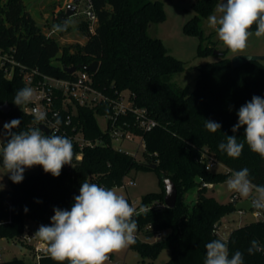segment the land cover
Here are the masks:
<instances>
[{"label": "trees", "instance_id": "16d2710c", "mask_svg": "<svg viewBox=\"0 0 264 264\" xmlns=\"http://www.w3.org/2000/svg\"><path fill=\"white\" fill-rule=\"evenodd\" d=\"M90 1L97 16L95 31L90 33L85 21L86 41L63 45L43 31L23 0H0V49L11 53L18 62L12 78L0 69V106L5 102L10 106L8 113L0 108V115L7 122L21 121L19 128L13 131L37 127L24 105L18 107L12 102L18 89L28 87L24 82L25 73L35 70L56 77H71L74 74L67 73L64 66L98 59L99 68L92 74L94 85L112 96L116 92L130 91L135 105L146 107L158 125L143 131L135 125L134 117L128 118L130 128L143 135L144 161L141 162L132 154L115 148L109 132L100 127L97 116L110 112V107L105 104L80 106L69 129L77 125L87 139L98 142L81 149L77 142L71 141L72 165H64L59 177L45 173L40 165L38 172L24 175L21 183H13L8 177L9 188H0V237L17 238L29 221L37 226L49 225L54 208L71 209L73 197L79 195L85 179L112 189L122 185L133 170L152 169L159 175L162 190L145 194L137 208L164 202V177L175 182L177 202L174 207L138 212L134 216L138 224L136 243L130 248L138 250L143 259L151 260L163 249H170L171 257L162 264H204L205 245L215 239L223 240L218 235L219 223L236 209V204L235 201L220 202L208 194L203 182H224L232 171L248 168L252 182L264 185V159L246 143L236 159L218 148L219 143L226 142L225 135H235L238 142H244V127L236 133L231 129L238 122L237 112L242 105L254 95L264 98V64L253 60L234 68L231 58L222 51L218 59L197 65L199 76L193 90H180L170 78L183 69L182 61L169 53L158 36L149 32L154 24L166 18L161 0ZM215 3L216 0L194 2L192 7L196 13L186 22L185 31L203 38L201 19L211 14ZM59 16L58 24L63 25ZM255 28L253 25L250 30ZM201 49L205 52L213 47ZM205 120L220 123V130L208 131ZM2 130L4 132L3 126ZM5 142L6 137H3L2 148ZM80 151L82 158L79 159ZM204 151L213 154L227 170L207 171L202 159ZM0 160L3 164L2 156ZM148 164H156V167L150 168ZM194 189L197 200L191 206L188 194ZM127 201L131 206L132 201ZM8 219L11 222H4ZM140 232L147 238L159 232L163 234L160 239L149 242L138 238ZM253 239L264 246L262 220L233 229L224 241L228 243L230 256L239 250L244 254V264H264V252L254 255L247 252ZM1 264L35 263L15 256ZM41 264L58 262L45 255Z\"/></svg>", "mask_w": 264, "mask_h": 264}, {"label": "clouds", "instance_id": "9594fccd", "mask_svg": "<svg viewBox=\"0 0 264 264\" xmlns=\"http://www.w3.org/2000/svg\"><path fill=\"white\" fill-rule=\"evenodd\" d=\"M209 27L215 29L218 39L232 52H243L248 39L254 35L264 37V0H220L215 14L207 18ZM67 27L54 25L55 31ZM34 91L30 87L18 89L13 103L20 107L32 101ZM33 123L37 127L26 131H13L19 128L21 121L13 119L3 125L6 142L0 151L3 166L13 183H21L26 169L40 165L45 173L59 177L64 165H72L73 144L67 136L51 132L46 135L39 125L47 118V113L33 108ZM238 122L233 125L236 133L244 127V142H238L235 135H225L226 142L218 148L228 157L239 158L245 143L250 150L264 159V98L254 95L242 105L238 112ZM61 119L57 115L55 126L58 128ZM246 126V127H245ZM205 128L215 133L221 124L205 120ZM250 170L243 168L232 171L225 181L229 191L246 198L250 207L257 210V215L264 213V185H256L250 178ZM71 209L54 208V215L49 225H40L35 237L46 245L45 252L58 264H106L109 255L121 251L136 243L135 233L138 215L136 208L130 206L127 199L113 189L90 183L87 179L81 184L79 195L73 197ZM27 211V209H25ZM145 209L141 207L140 212ZM204 264H244V254L237 250L231 256L227 241L215 239L205 245ZM249 255L264 252L259 240L250 241L247 249Z\"/></svg>", "mask_w": 264, "mask_h": 264}, {"label": "rangeland", "instance_id": "374dc122", "mask_svg": "<svg viewBox=\"0 0 264 264\" xmlns=\"http://www.w3.org/2000/svg\"><path fill=\"white\" fill-rule=\"evenodd\" d=\"M28 4V8H32L31 15L35 18L36 22L42 27L43 31L48 34L53 29L54 25L58 24V16L60 11H65L67 8L66 2L70 3L71 0H24ZM164 3L166 18L160 23L154 24L149 32L151 35L158 36L169 50V53L181 60L183 69L171 75V82L180 90L189 89L193 90L196 80L199 76L197 65L200 63L210 62L218 59L217 51H225L227 56L232 58L237 54H251L260 55L264 57V37L257 38L254 35L255 30H250L253 35L248 39V45L243 52H232L229 50L222 41L218 39L215 29L209 27L208 16L201 19V27L203 30V38L196 34H190L185 31V24L195 15V10L192 7L193 3L198 0H161ZM226 3V0H224ZM220 0H216L211 14H215L216 5ZM87 0H82L74 15L67 18L61 27L67 24L65 32L55 31L51 36L56 37L63 45L82 43L85 38L83 33V23L86 20ZM85 35V36H84ZM84 36V37H83ZM213 47L203 52L201 48ZM264 64V58L260 59ZM57 62V61H56ZM31 88V87H30ZM33 89V88H32ZM34 91V89H33ZM35 100V91L32 101ZM31 101V102H32ZM31 102L27 103L29 105ZM98 123L102 129L106 128V119L103 115L97 116ZM7 122V119L0 115V134L3 133L2 126ZM0 136V151L1 140ZM113 146L119 150L132 154L141 162L144 161V141L141 137L136 136L133 141H113ZM221 168L218 166L217 169ZM39 171V165L26 169L24 175L36 173ZM7 169L4 168L0 160V188H9ZM231 175L228 174V177ZM130 180H134L135 184H127ZM125 185H120L112 188L117 194L123 195L126 199L136 203H140L142 197L149 192H159L162 190V184L158 173L152 169H139L133 170L124 180ZM208 187V194L215 196L222 203H229L233 193L229 191L224 182L216 183L214 188ZM238 197L235 204L246 200L237 193ZM197 200V191L194 189L188 194V201L192 206ZM255 209L251 210H233L226 214L219 223L218 235L223 240H227L230 232L242 225L256 220L254 216ZM163 233V232H162ZM136 234V233H135ZM138 238L143 241H155L160 239L158 236L147 238L143 233L138 234ZM21 243L16 237H0V250L4 259H11L15 256L23 258L27 262H36V255L30 247L23 245L26 252L20 249ZM171 251L168 248L163 249L158 257L154 260L149 258L143 259L139 251L129 247L113 252L109 255L106 264H162L169 260Z\"/></svg>", "mask_w": 264, "mask_h": 264}, {"label": "built area", "instance_id": "2783aa9c", "mask_svg": "<svg viewBox=\"0 0 264 264\" xmlns=\"http://www.w3.org/2000/svg\"><path fill=\"white\" fill-rule=\"evenodd\" d=\"M87 3V10L85 12L87 16L86 20L89 32L93 33L95 31L97 16L93 10L91 1L87 0ZM53 32H55L54 29L47 35L51 36ZM17 66L18 62L13 55L0 49V69L6 73L8 78H12ZM73 74L74 76L71 77H56L33 70L24 75V82L35 91V100L29 105L25 104L24 110L32 115L33 108H39L41 111L46 112L47 118L41 124L48 127V134L56 132V134L59 135H66L71 141L77 142L81 149L87 145H95L98 141L87 139L82 129L77 127V125H72L70 127L71 129H69V126L72 124L73 117L78 115L80 106L95 107L100 104H105L110 107V112L103 115L106 119V128L103 130L109 132L112 144L113 141H133L136 136L143 139V135L135 133L130 128V123L128 122L130 116L134 117L135 125L143 131L151 130L158 125L157 120L151 116L146 107L135 105L130 91L124 90L119 93L116 92V95L112 96L94 85L92 77L93 72L85 69H77ZM57 115L62 122L58 131L55 126V118ZM43 134L47 133L43 131ZM77 158H82V151L78 153ZM202 159L205 161V168L207 171H217V167L222 165L213 154L207 151L203 152ZM127 184L134 185L135 181L130 180ZM122 185H125L124 181ZM203 185L212 186L213 184L203 182ZM237 197V193H233L231 201H236ZM139 204L140 203H136V201L131 203V206L136 208L137 213L140 212V209L137 208ZM165 207H167V204L164 201L156 202L150 206L144 207V209H161ZM9 208H11L10 203ZM256 213L257 210L254 211L256 219L264 222V213L260 215ZM4 222H11V219ZM1 223L2 222H0V225ZM162 234V232H159L156 236L161 238ZM34 235L35 232L30 228L27 222L25 223L23 233L17 238L21 245L24 244L30 247L34 252L36 255V262L34 263L41 264L42 257L47 255L45 252L46 245ZM4 260L0 250V264Z\"/></svg>", "mask_w": 264, "mask_h": 264}, {"label": "water", "instance_id": "95a60500", "mask_svg": "<svg viewBox=\"0 0 264 264\" xmlns=\"http://www.w3.org/2000/svg\"><path fill=\"white\" fill-rule=\"evenodd\" d=\"M81 1L82 0H71V2L67 4L66 10L60 13V16H59L60 20L66 21L68 17L74 15L77 11V6ZM216 53L221 54L220 51H217ZM262 58L264 57L260 55L237 54L231 58V62H232V66L234 68H237V67H240L246 64L249 61L260 60ZM99 65H100V61L98 59H95L91 61L90 63H80V64L73 65V66H64L63 69L69 74H73L74 72L77 71V69H85L87 71L95 73L98 70ZM0 108L5 113H8L10 111V106L7 102L2 104ZM39 127L41 128V130L45 131V133L47 134L49 133V129L45 125L41 124ZM148 166L150 168H155L156 164H148ZM163 183H164V188H165L164 201L168 207H174L177 202V195H178L176 184L173 180H171L168 177L163 178ZM236 209L237 210H251L253 208L250 207L248 200L246 199L241 202H238L236 204ZM28 224L30 228L36 233L39 226H37L35 223L31 221H29ZM22 249H24V247H22Z\"/></svg>", "mask_w": 264, "mask_h": 264}, {"label": "crops", "instance_id": "0c3cea01", "mask_svg": "<svg viewBox=\"0 0 264 264\" xmlns=\"http://www.w3.org/2000/svg\"><path fill=\"white\" fill-rule=\"evenodd\" d=\"M23 1H24V0H23ZM39 1L44 2L45 0H39ZM24 4H25V1H24ZM66 4H68V2H66ZM25 5H26V9H27L29 12L32 13V11H33L32 8L29 9L28 6H27L28 4H25ZM63 22H64V21H63ZM84 36H85V35H84ZM84 36H83V37H84ZM87 37H88V36H85V38L82 39V44L86 41ZM225 169H226L225 166L222 164V165H221V168L217 169V171H225ZM214 186H215V184L212 185V188H214ZM19 247H20V249H21L22 252H26V248H25V247H24V249H22L23 245H20Z\"/></svg>", "mask_w": 264, "mask_h": 264}]
</instances>
